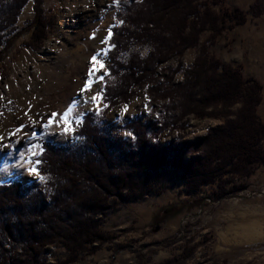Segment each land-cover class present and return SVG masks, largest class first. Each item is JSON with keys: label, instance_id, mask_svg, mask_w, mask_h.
I'll return each mask as SVG.
<instances>
[{"label": "rangeland", "instance_id": "obj_1", "mask_svg": "<svg viewBox=\"0 0 264 264\" xmlns=\"http://www.w3.org/2000/svg\"><path fill=\"white\" fill-rule=\"evenodd\" d=\"M139 2L41 0L39 9L46 27L40 42L33 46L34 3L29 0L14 27L4 30L5 41L0 45V183L17 180L24 187L32 183L44 202L50 203L45 180L27 169L18 174L16 167L20 160L29 168L36 167L37 155L33 153L40 152V141L56 147L80 145L82 138L72 132L86 112L104 131L128 146L134 139L125 128L128 122L140 119L153 129L163 123V107L168 100L161 97L162 87L168 78L173 83L183 80L182 71L192 64L208 33L203 32L197 45L179 58L171 57L158 65L151 80L132 88L127 102L107 108L102 102L109 48L104 38L112 26H128L127 18L136 9L131 5ZM213 7L215 11L238 7L246 14L245 22L224 31L209 51L222 64L240 66L243 76L260 82L261 101L256 113L264 122V0H222ZM254 7L260 12L256 14ZM149 50L134 44L118 51V60L127 63L131 55L143 58ZM92 57L104 67L94 66ZM93 67L96 70L90 72ZM108 79L113 84L117 81L113 76ZM87 82L89 88L85 89ZM154 88L158 95L150 91ZM73 94L75 97L70 98ZM96 95L100 98L94 102ZM74 102L79 103L67 114ZM53 113L58 115L49 125ZM60 116L66 117L71 131L62 130L65 123ZM220 124L221 119L188 115L175 128L157 133V139L148 135L149 143L157 140L165 146L193 142ZM32 129L37 131L33 143ZM12 153L15 157L10 159ZM197 156L196 152H186L183 157ZM130 195L128 200L112 204L103 217L96 216L106 240L88 245L87 251L68 264H264V163L256 165L249 176L232 180L218 177L196 190L187 188L179 170L165 169L163 176ZM19 249L17 243L13 245L5 264L24 263ZM67 255V250L55 242L44 246L33 264H57ZM3 261L0 257V263Z\"/></svg>", "mask_w": 264, "mask_h": 264}, {"label": "trees", "instance_id": "obj_2", "mask_svg": "<svg viewBox=\"0 0 264 264\" xmlns=\"http://www.w3.org/2000/svg\"><path fill=\"white\" fill-rule=\"evenodd\" d=\"M28 1L0 0V45L5 41L4 30L14 27ZM221 2L140 0L131 5L136 9L127 18V27L110 28L102 87V102L107 108L127 102L132 88L151 80L158 65L171 57L179 58L197 45L203 32L208 34L192 64L182 71L183 80L173 83L166 79L161 97L168 104L163 107L164 121L157 129L140 119L128 122L125 128L134 138L128 146L104 131L86 112L72 132L82 138L77 147L39 143L36 169L50 192V203L44 202L32 183L25 187L17 180L0 183V257L5 261L0 264L7 263V254L16 243L22 264H33L42 248L55 242L68 252L57 264L76 261L88 245L107 238L98 228L96 216L103 217L120 199L128 200L145 183L163 176L165 169L179 170L187 188L196 190L218 177L232 180L249 176L256 165L264 163V122L256 113L262 86L257 79L243 76L240 66L224 65L209 51L218 36L246 20L238 7L215 11L213 6ZM33 3L35 31L30 44L34 46L44 36L46 22L39 9L41 0ZM253 9L256 14L260 12ZM134 44L150 50L143 58L131 55L127 63L119 61L118 51ZM111 76L118 82L108 81ZM150 91L158 95L157 89ZM188 115L221 119L222 124L208 128L193 142L165 146L157 140L149 143L148 135L157 139V133L175 128ZM186 152L198 156L185 160ZM4 243H9L6 248Z\"/></svg>", "mask_w": 264, "mask_h": 264}, {"label": "snow or ice", "instance_id": "obj_3", "mask_svg": "<svg viewBox=\"0 0 264 264\" xmlns=\"http://www.w3.org/2000/svg\"><path fill=\"white\" fill-rule=\"evenodd\" d=\"M111 35V33H109V36ZM109 36H106L105 38H104V42L105 43H108L109 42ZM91 63L94 65V66H98L99 68H103L104 67V65L102 64V63H100L98 60H97V58L96 57H92V60H91ZM96 70V67H93L91 70H90V72L91 71H95ZM105 75H107V73H105ZM89 83L90 82H87V83H85V89H87L88 87H89ZM99 95H96V96H93V101L95 102V101H97V100H99ZM57 113H53L52 114V117L51 118H49V120H48V124L50 125V124H52L53 123V118H55V117H57ZM59 119L60 120H62V121H64V123H65V127L62 129L63 131H65V132H68V131H71V128L70 127H68L67 126V120H66V117L65 116H60L59 117ZM48 125H45V127H47ZM33 147H35V146H33ZM33 155L35 156V155H38V153H33ZM40 163V161L37 159L36 160V164L38 165ZM28 170V172L30 173V174H33V175H38L39 173H38V171H37V169H36V167H30V168H28L27 169ZM41 179H44L43 177H41Z\"/></svg>", "mask_w": 264, "mask_h": 264}, {"label": "bare ground", "instance_id": "obj_4", "mask_svg": "<svg viewBox=\"0 0 264 264\" xmlns=\"http://www.w3.org/2000/svg\"><path fill=\"white\" fill-rule=\"evenodd\" d=\"M84 85V84H83ZM85 86V85H84ZM83 87V86H82ZM89 88V87H88ZM82 93H84V92H82ZM70 96V95H69ZM73 97H75V95L73 94L70 98H73ZM81 97H83L82 98V100L81 101H84V99H85V97H84V95H81ZM87 99V98H86ZM67 100V99H66ZM70 100V99H69ZM68 100V101H69ZM77 101H80V99L79 100H77ZM68 103V102H67ZM72 103V102H71ZM78 103L79 102H74L73 104H72V106L69 108V110H68V112H67V114L68 113H70V112H72L74 109H75V106H77L78 105ZM63 107L64 106H62V108L61 109H63ZM67 107V106H66ZM65 107V108H66ZM42 128H43V126H42ZM34 132V133H31V132ZM32 131L30 132L31 133V136H30V139H31V142L33 143V142H35V139L33 138V137H35L36 135H37V131H35L34 129H32ZM16 141V140H15ZM23 147H24V145H23ZM15 157V154L14 153H12L11 155H9V158L10 159H13ZM19 160H20V158H19ZM22 162H23V160H20V162H19V164L17 165V167H16V172L18 173V174H22L23 172L25 173V171H26V169H28L29 168V166L28 165H26V164H22Z\"/></svg>", "mask_w": 264, "mask_h": 264}]
</instances>
